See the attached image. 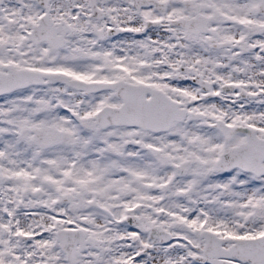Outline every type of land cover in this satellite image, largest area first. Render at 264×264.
I'll list each match as a JSON object with an SVG mask.
<instances>
[{"label":"snow or ice","instance_id":"obj_1","mask_svg":"<svg viewBox=\"0 0 264 264\" xmlns=\"http://www.w3.org/2000/svg\"><path fill=\"white\" fill-rule=\"evenodd\" d=\"M0 264H264V0H0Z\"/></svg>","mask_w":264,"mask_h":264}]
</instances>
